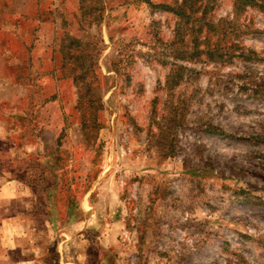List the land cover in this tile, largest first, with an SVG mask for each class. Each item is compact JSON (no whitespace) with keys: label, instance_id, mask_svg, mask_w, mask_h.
I'll list each match as a JSON object with an SVG mask.
<instances>
[{"label":"rangeland","instance_id":"obj_1","mask_svg":"<svg viewBox=\"0 0 264 264\" xmlns=\"http://www.w3.org/2000/svg\"><path fill=\"white\" fill-rule=\"evenodd\" d=\"M0 88V264H264V0H0Z\"/></svg>","mask_w":264,"mask_h":264},{"label":"crops","instance_id":"obj_2","mask_svg":"<svg viewBox=\"0 0 264 264\" xmlns=\"http://www.w3.org/2000/svg\"><path fill=\"white\" fill-rule=\"evenodd\" d=\"M1 91H2V89L0 88V99H4L5 97H2V92ZM4 100H6V99H4ZM5 130L6 129L3 128L2 126L0 127V138L2 136H5V138H8L9 134L7 135V133H5ZM4 134H6V135H4ZM75 209H76L75 206L70 208L71 211L69 212V214H72V212H75ZM89 214H90V217H91L92 216V212H89ZM71 216L73 217V215H71ZM73 220H76V218H73ZM5 226H6V224H5ZM62 234L66 235L67 233H62ZM68 234H69L68 238H63L62 237V240H60L58 243L56 242V249H57V252H58L56 257H53L51 259L50 258L47 259L46 257H43L42 259H40L39 256H37V255L35 256L34 254H32L31 257L27 256L25 264H47L49 262H52L53 264H82L81 260H80L81 258L80 259L78 257L75 258L74 257L75 254L73 255V258H68L67 259L66 256L64 255V252L62 251V248H64V244L66 242H69V241L72 242V240L74 242L76 240V233L75 232H73V233L71 232V233H68ZM60 236H62V235H60ZM69 238H71V240H69ZM60 252H61V254H60Z\"/></svg>","mask_w":264,"mask_h":264}]
</instances>
